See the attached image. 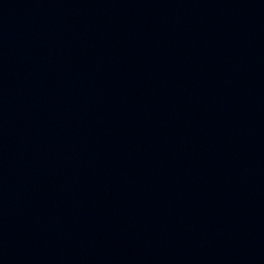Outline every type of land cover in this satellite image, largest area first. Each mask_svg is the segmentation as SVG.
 Here are the masks:
<instances>
[{
	"label": "water",
	"instance_id": "obj_1",
	"mask_svg": "<svg viewBox=\"0 0 264 264\" xmlns=\"http://www.w3.org/2000/svg\"><path fill=\"white\" fill-rule=\"evenodd\" d=\"M0 264H264V0H0Z\"/></svg>",
	"mask_w": 264,
	"mask_h": 264
}]
</instances>
